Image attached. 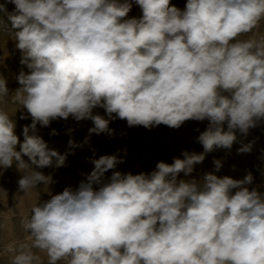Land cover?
I'll list each match as a JSON object with an SVG mask.
<instances>
[{
	"label": "clouds",
	"instance_id": "obj_1",
	"mask_svg": "<svg viewBox=\"0 0 264 264\" xmlns=\"http://www.w3.org/2000/svg\"><path fill=\"white\" fill-rule=\"evenodd\" d=\"M134 5L139 17L129 16ZM261 21L264 0H187L184 9L171 0L0 4V30L28 69L11 95L0 74V105H18L32 120L21 142L0 107V170L15 165L24 196L43 185L50 197L21 219L26 241L4 246L10 264H45L41 254L46 264H264V194L246 186L252 174L218 176L215 159V172L189 178L208 153L232 148L236 130L246 136L264 120V37L254 33ZM70 117L92 122L82 143L69 139L70 150L92 134L112 137L116 119L149 130L209 123L197 137L201 153L183 151L132 174L116 170L125 162L118 153L93 152L94 167L79 185L53 195L52 175L38 169L65 166L69 153L49 148L37 125ZM252 147L241 143L238 154Z\"/></svg>",
	"mask_w": 264,
	"mask_h": 264
},
{
	"label": "rangeland",
	"instance_id": "obj_2",
	"mask_svg": "<svg viewBox=\"0 0 264 264\" xmlns=\"http://www.w3.org/2000/svg\"><path fill=\"white\" fill-rule=\"evenodd\" d=\"M6 0H0L4 4ZM187 0H171V3L180 9H184ZM7 10L12 12L14 4L7 3ZM141 10L134 5L129 16L139 17ZM5 22L7 18L4 17ZM257 39L264 37V21L254 30ZM253 33L239 37V39L252 38ZM22 53L15 47V41L4 30H0V74L8 81L7 87L10 95L16 88L20 87L15 77L21 70L28 71L25 65L20 63ZM10 98V97H9ZM16 123L15 134L23 141L22 130L25 125L31 124V117L24 109L16 108L18 105L11 102L0 105ZM96 112L104 115L103 109H96ZM21 115L28 116L21 119ZM208 121H186L180 128L173 129L165 125L155 126L146 129L143 126L129 127L124 120L116 119L110 123V128L114 130V135L109 137L106 134H92L88 144L83 147L70 150L68 141L70 138L78 143H82L88 135V129L92 127L90 120L76 122L71 117L65 121L58 119L52 121L48 127L37 125V134L40 135L49 148L57 150L61 154L69 153L66 158L65 166L58 169L44 168L38 169L45 175L51 174L54 183L50 185L52 194L61 193L66 187L75 189L85 175L90 173L93 164L90 158L101 155L119 154L123 156L125 162L117 166L122 173L131 172L139 174L150 172L155 169L157 162L164 161L172 163L174 157H182L183 151L203 152V147L197 141L200 132L204 131ZM227 130V125H224ZM68 129H73L71 133ZM55 130L58 134L51 135ZM237 142L230 150L215 149L206 155L205 160L195 166L194 172L189 178L199 179L204 173L215 172L213 161H222V167L218 176H230L233 179H243L249 172L253 176L251 184L246 185L249 190L256 189L264 194V120H261L255 128L249 130L245 136L236 130ZM253 142L252 150L249 153L238 154L241 143ZM126 153V154H125ZM27 160V157H23ZM110 170L106 176L111 175ZM22 173L13 165L6 170H0V190L6 194V204L0 201V264H10V255L5 252L4 246L13 240L26 241L27 233L21 227V219L30 212L34 203L49 199V195L42 191L43 185L38 186L34 192L25 195L19 189L18 180ZM181 173L178 179H184ZM235 191V190H234ZM24 196V197H23ZM3 193H0V199ZM45 264L46 256L41 254Z\"/></svg>",
	"mask_w": 264,
	"mask_h": 264
}]
</instances>
